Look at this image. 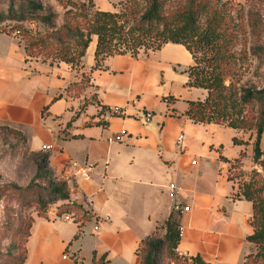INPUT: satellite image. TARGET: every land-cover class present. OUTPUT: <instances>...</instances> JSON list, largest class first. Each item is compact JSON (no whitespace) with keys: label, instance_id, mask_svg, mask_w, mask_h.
Segmentation results:
<instances>
[{"label":"crops","instance_id":"crops-1","mask_svg":"<svg viewBox=\"0 0 264 264\" xmlns=\"http://www.w3.org/2000/svg\"><path fill=\"white\" fill-rule=\"evenodd\" d=\"M95 44L93 37L77 70L29 62L16 38L0 34V125L19 131L28 144L38 139L37 150L51 146L49 168L69 194L67 202L35 218L24 264H91L93 257L140 264V243L165 234L169 183L190 207L177 218L178 254L207 264H242L252 248L246 240L253 233L252 204L227 176L243 145L233 144L234 130L194 125L185 116L188 103L206 96L187 86L190 53L166 44L136 58L110 57L94 71ZM86 76L79 99L91 103L80 109L67 89ZM115 107L124 114L106 117ZM145 113L152 118L143 121ZM67 203L73 212L57 214ZM65 214L75 222H64Z\"/></svg>","mask_w":264,"mask_h":264},{"label":"trees","instance_id":"trees-1","mask_svg":"<svg viewBox=\"0 0 264 264\" xmlns=\"http://www.w3.org/2000/svg\"><path fill=\"white\" fill-rule=\"evenodd\" d=\"M166 1L124 0L119 4L118 13L104 10L91 12L92 0H87V7L71 3V9L65 12L61 25H58L56 14L38 0H0V26L5 22H37L45 29L43 34L33 37L24 31L22 25L9 32L0 30V34L23 36L26 39V58L31 54H41L45 59L59 60L73 68L80 66L94 37V71L102 69L104 61L113 56L130 55L136 58L141 51L144 54L156 52L166 44L183 46L194 62L186 71L187 86L206 92L202 101L188 103L185 116L194 125L224 124L232 130H253V163L264 174V87L236 89L231 81L225 84V80L232 75L233 67L229 59L235 37L228 30L227 14L221 12V0H185L180 8L169 13H165ZM249 27L251 32L258 34L255 24ZM263 52L256 46L250 54L259 59L264 57ZM196 54H199L198 58ZM84 78L77 86L81 87ZM73 86L68 87V93ZM250 106L256 108L255 115L251 114ZM46 110H43L42 117ZM16 133L24 138L19 131L16 130ZM232 141L234 145L238 144L234 138ZM48 165V157H41L27 188L12 187L16 194H20L17 195L20 202L35 205L39 217H45L47 207L69 200L65 185L56 181ZM36 182L41 183L36 185ZM240 196L252 204L250 225L253 233L246 240L255 248L253 255L244 257L243 264H264V182L254 181L244 185ZM74 208L67 203L58 207L57 214L73 212ZM164 228L162 239L148 237L140 243L136 256L141 257V264H162L164 256L176 258L180 242L176 216L170 214ZM26 258L27 249L17 264H24ZM189 260L192 264H207L198 256L189 257ZM91 264L105 262L103 258L95 260L93 257Z\"/></svg>","mask_w":264,"mask_h":264},{"label":"rangeland","instance_id":"rangeland-1","mask_svg":"<svg viewBox=\"0 0 264 264\" xmlns=\"http://www.w3.org/2000/svg\"><path fill=\"white\" fill-rule=\"evenodd\" d=\"M38 1L42 5L52 9V12L58 17V25H61L62 16L65 12L71 9V3L76 6L84 5L87 7L88 5L87 0ZM92 1L93 8L91 12L108 10L114 13L120 11L119 4L124 2V0ZM184 1L167 0L165 13L173 12L180 8ZM220 5H222L221 12L227 14L225 20L228 30L235 37L234 44L231 46V58L229 59L233 67L232 75L231 78L225 80V84L227 85L231 81L236 89L249 86L263 88L264 57L256 59L250 53L251 49L256 46L262 48L264 51V0H221ZM251 24H255L258 27V34L251 32L249 27ZM21 25L24 31H27L32 37L43 34L45 31L37 22H27L25 24L5 22L0 26V30L9 32L16 30V28L18 29ZM11 36L16 38L25 47L26 39L23 36L15 34H11ZM196 57L198 58L199 54H196ZM27 61L38 63L40 66L63 63L51 58L45 59L41 54H31L27 57ZM193 64L192 60V66ZM201 65L203 66V64ZM77 70L79 69L77 68ZM87 78V76L84 78L85 81ZM85 81L81 87L77 86V83H74V86L70 90L73 98H80ZM90 103V99L85 98L79 101V107L82 109ZM249 110L252 111L251 114L255 115L256 108L250 106ZM216 126L226 127L224 124ZM234 132V139L238 145H243V152H241L238 160L229 165L227 177L234 184V188L237 190L238 196H240L244 185L254 181L263 183L264 174L253 163L252 147L255 138L254 131L234 130ZM39 143L37 139L31 140L30 144H28L26 139L20 138L18 133H16V129L8 125H0V264H17L19 262L24 251L26 252V241L30 235L35 218H44V216L39 217L34 204L27 201L20 202L17 198V195L20 194H16L12 189L13 186L20 189L27 188L36 174L37 164L41 157L47 156L49 159L51 151H43L42 147L39 150L35 148ZM40 183L36 182L35 184L40 185ZM49 207H47L46 211H48ZM163 237L164 234L149 239H162ZM85 252L84 248L82 250L83 255ZM175 253L177 256L173 259L165 256L162 257V264H192L188 256L179 255L178 252ZM254 253L255 248L252 246L248 255H253ZM138 260L141 264V257H138ZM53 261L55 262L54 258ZM111 264L118 263L113 262Z\"/></svg>","mask_w":264,"mask_h":264},{"label":"built area","instance_id":"built-area-1","mask_svg":"<svg viewBox=\"0 0 264 264\" xmlns=\"http://www.w3.org/2000/svg\"><path fill=\"white\" fill-rule=\"evenodd\" d=\"M123 113V111L120 108H111L108 109L107 112L105 113L106 117H111V116H121ZM152 118V115L149 113H145L143 115V121H148ZM121 136L117 137V141L121 140ZM184 137L183 135H179L176 139L175 145L176 147L179 149L182 146V141H183ZM111 142V141H110ZM52 147L51 146H42V150L43 151H51ZM69 165L73 168L77 167V163L70 161ZM83 177L85 179L88 178V171H84L83 173ZM180 192V189L173 183H169L166 186V194H167V198L169 201V209H170V214L176 216L177 218L185 213H188L190 211V207L183 205L180 200L178 199V194ZM62 220L64 222H75V219L73 217V215L71 214H65L62 218ZM98 227H94V231H97ZM179 240L182 238V230L181 228L179 229V235H178ZM66 257H63V259H65Z\"/></svg>","mask_w":264,"mask_h":264}]
</instances>
